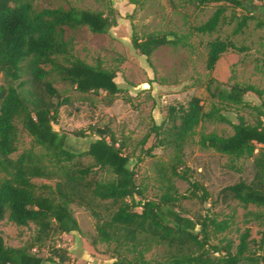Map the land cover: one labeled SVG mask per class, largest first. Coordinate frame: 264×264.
<instances>
[{
  "label": "trees",
  "instance_id": "trees-1",
  "mask_svg": "<svg viewBox=\"0 0 264 264\" xmlns=\"http://www.w3.org/2000/svg\"><path fill=\"white\" fill-rule=\"evenodd\" d=\"M37 1L0 0V221L8 215L19 227L33 224L37 228L30 247H7L0 235V264H70L66 250L51 244L56 235L79 232L71 205L85 207L99 219V241L118 249L128 247L136 253L132 259L118 255L112 264H145L144 253L152 245L167 250V264H264V230L259 240H252L251 230L247 229L237 245H223L213 239L226 231V223L209 214L201 220L182 214L184 200L199 198L204 204L209 200L206 188L193 181L188 170L179 172L175 168L173 174L187 182L191 197L168 184L158 199L149 200L137 184L138 174L131 168L130 158L108 127H90V135L96 139L86 151L74 153L68 149L67 135L59 134L53 126L59 121L60 109L70 99L54 87L49 75L57 73L81 94L104 93L110 98L121 95L123 89L116 83V73L75 57L66 39L67 30L82 27L92 34H106L115 21L102 12L73 7L37 10ZM254 1L195 0L199 6H219L207 22L192 31L201 35L216 33L229 8H233L242 12L234 30L238 35L258 18ZM258 26L262 28L263 24ZM186 40L176 34H152L146 38L134 35L132 44L142 56L150 58L159 48L186 45ZM230 50L243 49L231 40L210 41L208 71H214L222 55ZM257 92L252 86L238 84L217 86L214 90L208 87L212 99L233 105H246V96ZM223 110L212 106L205 111L197 97L187 107H169L163 122L152 129L156 140L148 154L164 146L180 149L187 136L203 122L231 125L230 137L203 135L199 144L234 160H253V180H241L224 188L221 198L264 210V110L258 109L253 125L242 117L232 123ZM21 131L32 139L33 146L20 153ZM36 148L47 152L54 169L43 162ZM84 158L92 159L93 164L83 165ZM99 172L111 177L100 179ZM45 248H49V257L40 254Z\"/></svg>",
  "mask_w": 264,
  "mask_h": 264
},
{
  "label": "rangeland",
  "instance_id": "rangeland-1",
  "mask_svg": "<svg viewBox=\"0 0 264 264\" xmlns=\"http://www.w3.org/2000/svg\"><path fill=\"white\" fill-rule=\"evenodd\" d=\"M218 6H199L195 0L36 2L37 10L73 7L102 12L115 21L114 27L106 34H92L87 27H82L67 30L66 39L75 57L90 66H101L116 73V83L123 89L121 95L110 98L104 93L81 94L63 82L57 73L51 72L49 75L54 87L63 97L70 99L69 104L60 109L59 121L53 126L59 134L67 135L68 149L74 153L86 151L96 139L90 135V127H108L124 154L130 158V166L138 174L137 184L149 200L158 199L168 184L174 185L180 194L191 197L187 182L173 174L175 168L179 172L188 170L192 180L206 188L209 200L206 204L199 198L184 200L181 204L182 214L194 220H201L209 214L217 221L226 223V231L215 237L213 242H222L223 245L233 242L237 245L247 229L251 230L252 240L260 239L264 230V210L254 206L245 207L233 200L225 202L221 198V191L241 180L251 182L254 178L253 160H234L199 144L203 135L230 137L233 134L232 126L203 122L187 136L180 149L164 146L148 154L156 140L151 135L153 127L163 122L169 107H187L193 97L201 99L205 111L212 106L223 108L232 123H237L242 117L253 125L259 116L258 109L264 110V1L253 2L258 18L238 35L234 34V30L242 12L233 8H229L216 33H194L192 29L207 22ZM258 23H262L263 27L259 28ZM152 34L185 36L186 45L161 47L147 58L134 49L132 37L146 38ZM218 38L231 40L243 50L226 52L215 70L210 72L207 69L208 43ZM2 84L3 77L0 75ZM235 84L252 86L258 92L246 96V105L222 103L212 99L208 93V87L214 90L217 86ZM110 101L112 104H109ZM19 128L22 130L21 125ZM80 133L86 135L81 136ZM32 146V139L21 131L20 153ZM36 153L47 166L54 169L46 151L36 148ZM82 163L89 166L93 161L84 158ZM110 177L107 173H98L100 179ZM137 200L140 198L137 197ZM70 209L80 225L79 232L56 235L51 244L66 250L70 264H112L118 255L129 259L136 257L131 248L118 249L114 244L99 241L96 227L100 221L89 209L77 205H71ZM102 213L107 216L106 212ZM0 235L7 247H30L37 235V228L33 224L19 227L7 215L0 221ZM48 249H43L40 254L49 257ZM144 259L145 264H167V250L152 245L145 251Z\"/></svg>",
  "mask_w": 264,
  "mask_h": 264
}]
</instances>
